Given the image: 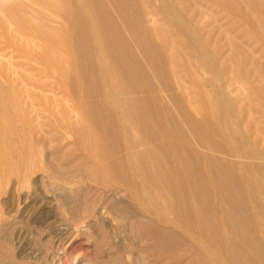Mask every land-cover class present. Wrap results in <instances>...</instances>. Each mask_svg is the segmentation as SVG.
I'll return each mask as SVG.
<instances>
[{
    "label": "bare ground",
    "instance_id": "obj_1",
    "mask_svg": "<svg viewBox=\"0 0 264 264\" xmlns=\"http://www.w3.org/2000/svg\"><path fill=\"white\" fill-rule=\"evenodd\" d=\"M56 4L59 29L40 33L66 45L52 87L87 122L54 121L79 151L66 167L90 182L79 207L121 196L151 264H264V0ZM28 57L45 66L50 54ZM31 163L0 160V181Z\"/></svg>",
    "mask_w": 264,
    "mask_h": 264
},
{
    "label": "rangeland",
    "instance_id": "obj_2",
    "mask_svg": "<svg viewBox=\"0 0 264 264\" xmlns=\"http://www.w3.org/2000/svg\"><path fill=\"white\" fill-rule=\"evenodd\" d=\"M56 2L0 0V160L26 158L32 168L39 166L27 175L11 171L0 181V264H151L154 256L132 240L126 225L130 214L115 204L121 196L104 194L91 209L77 204L78 192L90 182L80 166L66 167L77 161L79 151L54 121L66 115L78 124L87 122L72 94L61 95L52 87L55 73L70 68L66 45L59 39L48 42L40 33L59 29ZM42 50L50 54L45 66L28 57V52ZM44 83L50 88H41ZM67 84L61 75L56 86L69 88ZM54 143L61 145L60 160L53 155Z\"/></svg>",
    "mask_w": 264,
    "mask_h": 264
}]
</instances>
